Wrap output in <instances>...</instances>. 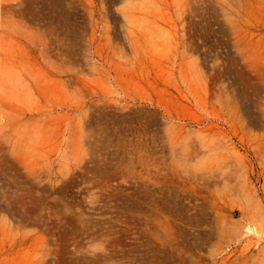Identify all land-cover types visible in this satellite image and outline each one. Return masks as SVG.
Instances as JSON below:
<instances>
[{
    "label": "rangeland",
    "instance_id": "rangeland-1",
    "mask_svg": "<svg viewBox=\"0 0 264 264\" xmlns=\"http://www.w3.org/2000/svg\"><path fill=\"white\" fill-rule=\"evenodd\" d=\"M0 264H264V0H0Z\"/></svg>",
    "mask_w": 264,
    "mask_h": 264
}]
</instances>
